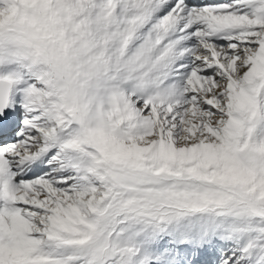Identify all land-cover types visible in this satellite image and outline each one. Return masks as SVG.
<instances>
[{
	"label": "snow or ice",
	"instance_id": "6c2138e0",
	"mask_svg": "<svg viewBox=\"0 0 264 264\" xmlns=\"http://www.w3.org/2000/svg\"><path fill=\"white\" fill-rule=\"evenodd\" d=\"M0 264H264V0H0Z\"/></svg>",
	"mask_w": 264,
	"mask_h": 264
}]
</instances>
